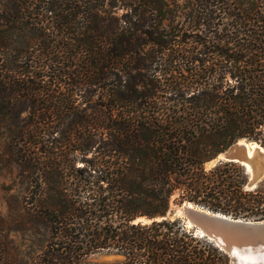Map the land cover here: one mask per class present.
Here are the masks:
<instances>
[{"label": "trees", "instance_id": "obj_1", "mask_svg": "<svg viewBox=\"0 0 264 264\" xmlns=\"http://www.w3.org/2000/svg\"><path fill=\"white\" fill-rule=\"evenodd\" d=\"M190 2L188 28L168 31L166 0H0V59L14 34L39 50L22 80L0 69V109L33 110L16 154L43 182L0 216V264H95L104 250L113 264H228L182 218L136 220L185 202L264 220L245 167L204 168L239 140L264 148V0ZM26 230L30 249L46 232L42 250L17 251L9 236Z\"/></svg>", "mask_w": 264, "mask_h": 264}, {"label": "rangeland", "instance_id": "obj_2", "mask_svg": "<svg viewBox=\"0 0 264 264\" xmlns=\"http://www.w3.org/2000/svg\"><path fill=\"white\" fill-rule=\"evenodd\" d=\"M166 1L168 3L169 10L171 11V18L164 21L163 28L167 29L168 31H170L172 28H179L181 30L187 29L189 26L188 16H190L192 11L190 0ZM19 37L20 36L17 34L12 36L10 48L13 50V52L10 53V57H4L0 59V69L3 71L8 70L7 73L13 76L15 80H22V70L27 65L35 67L33 58L36 59L37 55L39 54V50L36 48L37 46H33V44L30 46H24L22 43H18ZM33 49L34 55L36 57H33V53H31V51L33 52ZM46 63L48 64V62ZM48 81L49 79L45 78L43 83L48 84ZM39 94L40 98L38 101L42 102L46 96H44L43 92ZM84 106L86 105H83L82 107ZM92 112L93 108L87 105L85 113L89 115ZM32 114L33 110H31L27 100L16 101L14 103L12 102V105L8 110L2 111V109H0V216H2L4 219L15 217V215H13L15 214V210H18V208L24 204L25 200H28L27 196H29L31 191H33L37 183H40L43 186L42 179L37 178L36 171H34L32 167L22 161L21 158L16 154L19 150H25L29 145V140L27 137L25 138V136L31 122ZM66 125L67 122H64L63 125H60L58 128V133L54 134V137H60L58 134H60V131H62L63 128H66ZM41 146L42 143H38V147ZM93 150L94 148H91V151L87 155L88 158L92 156ZM75 163L77 167L84 165L82 161H80V157L77 158ZM207 163L204 164V168L209 170L212 167L206 166ZM263 181L264 178L257 185V187L260 186V184L263 185L262 188H260L261 190L264 189ZM247 185V191L255 189L248 188ZM181 205L182 204H173L170 210L176 211L178 207H181ZM33 235V233H30L26 230V232L22 233L11 232L9 238L14 240L15 245H18L17 251L24 255L33 250L38 252L43 248L44 240L47 236L46 232H43V235H41L43 236L41 238V244L35 249H30L28 247L29 240L37 238ZM115 255H111L106 250H104L91 255L88 258V261L95 264H113L120 262L122 258L118 255ZM226 257L228 259V264H230L227 255Z\"/></svg>", "mask_w": 264, "mask_h": 264}, {"label": "water", "instance_id": "obj_3", "mask_svg": "<svg viewBox=\"0 0 264 264\" xmlns=\"http://www.w3.org/2000/svg\"><path fill=\"white\" fill-rule=\"evenodd\" d=\"M222 162L238 163L245 167L250 177L248 188H256L264 178V148L256 142L239 140L206 166L213 168ZM177 217L182 218L186 226L194 230L195 235L214 243L228 256L230 264H264V220L235 219L185 202L176 211L170 210L165 216L140 218L136 223Z\"/></svg>", "mask_w": 264, "mask_h": 264}]
</instances>
